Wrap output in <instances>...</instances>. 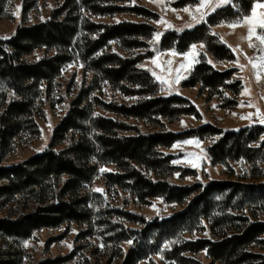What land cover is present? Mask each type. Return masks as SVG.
<instances>
[{"label":"trees","instance_id":"obj_1","mask_svg":"<svg viewBox=\"0 0 264 264\" xmlns=\"http://www.w3.org/2000/svg\"><path fill=\"white\" fill-rule=\"evenodd\" d=\"M6 1L0 0V11ZM25 1L24 11L32 4ZM127 1L65 0L49 19L20 26L11 37L0 38V85H3L0 90V162L22 132L34 136L40 133L36 122L42 115L40 99L51 90L52 82L61 76L67 64L80 59L95 72L96 78L93 86L82 87L75 96L66 115L54 128L48 148L25 161L0 166V206L16 203L22 206L0 217V232L5 235L28 238L43 228L73 222L91 228L92 207L101 196L92 190L93 181L105 164L116 167L115 171L103 174L108 192L122 189L134 192L142 202L160 196L178 203L199 193L185 211L168 219L148 222V227L165 230L196 222L200 216L208 219L213 195L230 191L235 185L231 181H212L205 185L168 182L167 176L180 168L172 163L173 156L164 154L160 148L169 147L187 135L201 139L218 136L208 148L214 163L228 164L244 159L252 165L255 178H264L260 168L264 163V126L261 124L224 131L205 123L185 132L144 133L120 119V116L146 119L159 126L162 125L160 117L172 121L184 114H197L195 105L187 97L177 93L161 94L160 84L152 74L138 67L144 55L131 58L103 52L113 40L126 49L144 46L146 42L142 39L151 38L156 30L145 22L104 24L92 22L85 15L86 11L92 14L147 13L142 7L123 6ZM255 1L235 0L234 4L218 8L194 27L168 30L162 36L161 47L184 51L193 43L203 42L217 59H233L231 48L211 32L210 26L249 14ZM41 47L54 53L33 62L26 59ZM235 71L215 69L203 59L184 84H201L213 94L222 87H232L234 93H239L241 82H229ZM104 85L121 88L126 95H140L144 99L130 105L104 104L97 96L91 97L96 87ZM100 105H105L118 117L95 115ZM128 131L133 133L127 134ZM59 146L62 148L56 150ZM237 192L233 188L229 199ZM262 204L264 182L244 184V206L248 205L253 219L244 214L235 216L236 222L229 220L224 212L216 216L211 225L219 239L176 240L165 250L166 258L176 264H196L197 260L185 253L206 249L212 264H264V253L254 250L255 247L264 250V221L257 219L258 207ZM130 217L146 222L142 216L130 214ZM141 258L136 244L127 250L120 264H138Z\"/></svg>","mask_w":264,"mask_h":264},{"label":"rangeland","instance_id":"obj_2","mask_svg":"<svg viewBox=\"0 0 264 264\" xmlns=\"http://www.w3.org/2000/svg\"><path fill=\"white\" fill-rule=\"evenodd\" d=\"M65 0H29L31 6L24 11L25 0H7L0 11V38L11 37L16 29L24 25H32L50 18L54 9L62 6ZM235 3V0H211L199 12V0H129L123 6L142 7L147 13L123 11L113 14H92L85 12L89 20L96 23L114 24L123 21L145 22L156 28L153 35L145 40L146 45L126 49L117 40L110 41L104 51L115 52L125 57L144 55L138 67L147 70L160 84L161 94L177 93L187 97L196 107L197 114H184L175 120L161 118L162 125L155 126L146 119L124 117L141 132L167 130L185 132L202 124L210 123L224 131L241 129L247 125L264 126V71H261L259 58L264 56V44L256 38L264 29L258 22L264 19V8H256L253 3L249 14L231 21H222L210 26L212 33L217 34L234 53L233 59H217L210 53L205 43H193L188 49L179 51L161 47V39L168 30H183L205 21L209 14L221 7ZM219 5V6H217ZM255 8V16L253 9ZM188 9V11H185ZM203 15V19H200ZM195 17V19L193 18ZM251 23H244L245 18ZM240 22L237 27L230 25ZM252 35L249 39V29ZM92 34V37H95ZM254 47H249V44ZM54 50L46 51L44 47L36 49L26 56L30 62L37 61ZM203 59L215 69L224 71L236 69L232 80L240 81L242 89L234 93L232 87H222L217 93L203 88L201 84L185 85L196 65ZM250 60L252 62H250ZM170 62V63H169ZM253 63L256 68H253ZM259 73V78L257 77ZM95 72L85 66L80 59L67 64L59 78L52 82L51 90L40 99L42 115L36 119L40 133L36 136L22 132L12 144L11 149L3 154L0 166L22 162L48 148L54 128L66 115L71 102L82 87H90L95 83ZM230 83V84H231ZM3 85H0V90ZM45 88V85L43 86ZM97 96L104 104H134L144 99L140 95H126L121 88L110 85L97 87L91 97ZM95 115L116 118L118 115L105 105L97 106ZM127 134L133 132L128 131ZM219 137L201 139L198 136H184L169 147L160 151L172 155V163L179 171L167 176L170 183L177 185H203L212 181H231L237 195L230 200V191L215 193L209 205V218H196V222L177 228L148 227V222L168 219L185 211L192 200L199 194L191 195L184 203L167 201L164 197H154L147 202L129 196L122 189L106 191L103 174L115 171L114 164H105L93 181L92 190L100 194L94 205L92 227L86 224L67 223L60 227H46L33 233L28 238H18L0 232V264H120L127 250L139 245L142 258L138 264H176L165 256V250L172 247L174 241L198 240L200 238L219 237L212 232L211 225L215 217L224 212L229 220L235 216H251L248 205L244 206V184L263 183L264 178L253 176V167L244 159L232 160L228 164L214 163L208 148ZM264 138V135H262ZM62 146L56 147L58 150ZM260 168L264 172V163ZM99 189V191H97ZM203 190V189H202ZM258 207V220L264 221V205ZM19 203L0 206V217L19 210ZM130 214L142 216L146 222L134 221ZM251 219L253 217L251 216ZM221 220V219H219ZM227 226V225H223ZM220 228V226H219ZM225 228V227H224ZM176 236V237H174ZM172 239L175 238V239ZM255 251L264 253L255 247ZM186 256L194 258L196 264H212L206 249L196 253L186 252ZM195 264V263H192Z\"/></svg>","mask_w":264,"mask_h":264},{"label":"snow or ice","instance_id":"obj_3","mask_svg":"<svg viewBox=\"0 0 264 264\" xmlns=\"http://www.w3.org/2000/svg\"><path fill=\"white\" fill-rule=\"evenodd\" d=\"M210 2H211V0H199V7L196 9V11L199 12L201 8L205 7V5L209 4ZM217 6H219V5H217ZM255 7L256 8H264V3H257ZM185 11H188V9H185ZM262 15H264V14H262ZM253 16H255V8L253 9ZM193 18L195 19V17H193ZM200 19H203V15H201ZM244 23H249L250 24L251 23V18H247L246 17L245 20H244ZM258 24H259V28L260 29H264V19L260 20L258 22ZM239 25H240V22H237L236 24H233V25H230V26L234 28V27H237ZM252 34H253L252 33V29L250 28L249 29V39L251 38ZM256 38L260 41L261 44H264V32H262ZM249 47H254V45H252L250 43ZM259 60H260L261 65H262L261 71H264V56H261L259 58ZM250 62H252V61L250 60ZM253 68H256V64L255 63H253ZM257 77L259 78V73H257ZM97 191H99V189Z\"/></svg>","mask_w":264,"mask_h":264},{"label":"built area","instance_id":"obj_4","mask_svg":"<svg viewBox=\"0 0 264 264\" xmlns=\"http://www.w3.org/2000/svg\"><path fill=\"white\" fill-rule=\"evenodd\" d=\"M129 196H133L134 198H137L136 194L134 192H129Z\"/></svg>","mask_w":264,"mask_h":264}]
</instances>
